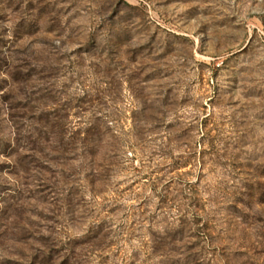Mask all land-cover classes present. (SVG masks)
Returning a JSON list of instances; mask_svg holds the SVG:
<instances>
[{
    "label": "rangeland",
    "instance_id": "rangeland-1",
    "mask_svg": "<svg viewBox=\"0 0 264 264\" xmlns=\"http://www.w3.org/2000/svg\"><path fill=\"white\" fill-rule=\"evenodd\" d=\"M0 264H264V0H0Z\"/></svg>",
    "mask_w": 264,
    "mask_h": 264
}]
</instances>
